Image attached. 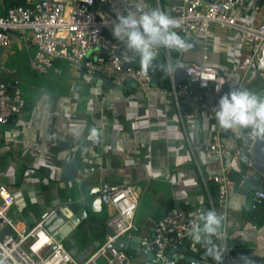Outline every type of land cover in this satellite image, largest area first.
<instances>
[{
	"label": "crops",
	"instance_id": "obj_1",
	"mask_svg": "<svg viewBox=\"0 0 264 264\" xmlns=\"http://www.w3.org/2000/svg\"><path fill=\"white\" fill-rule=\"evenodd\" d=\"M158 3L159 0H150L146 5L144 1L130 0V9H158ZM180 4L181 0H167L160 8L174 15ZM232 14L247 19L253 15L252 5L233 10ZM240 38L239 32L214 28L213 36H197L194 48L187 47L180 54L185 61H203L217 67L225 77V91L229 92L238 89L240 72L232 53ZM204 45L209 49L205 50ZM13 46L25 53L34 74L30 84L32 88L36 86L32 94L23 96L26 107L22 114L0 125V158L5 165L0 183L8 186L14 196L10 212L19 225L31 226L60 201L74 198L68 183L59 179V168L64 165L66 155L59 149V140L73 143L78 150L76 156L86 161L91 173L97 176V180L89 179L88 186L96 188L105 183L108 190L125 185L138 189L134 236L130 242L136 236H150L154 224L176 204L199 205L204 211L210 210L213 183L208 182L206 188L203 177L218 172L220 165L229 160L237 144L230 130L222 133L227 146L222 163L206 159L201 143L208 139L207 118L204 114L195 121H186L185 114L196 107L194 103L181 102L188 98L180 97L176 103L171 93H161L159 87H152L144 95L135 82H130L123 90L107 89L98 83L96 76L89 78L81 67L65 60H56L54 67L38 74L30 66L35 48L26 34L20 32L13 34L9 49L0 50L2 80L19 79L9 77L14 70L5 67L1 59L9 50L10 53L16 51ZM119 47L124 51L121 42ZM170 51H177L179 55L178 50ZM162 57L158 54L154 63ZM176 58L170 57L172 64ZM263 87L264 68H260L250 74L239 89L257 93ZM102 96L106 97L104 103H100ZM70 114L75 116L68 120ZM93 129L98 131L99 141L87 145V137ZM169 178L175 182L170 183ZM260 183L264 188V180ZM236 187L234 184L230 188L228 218L222 223L225 259L244 264L243 256L249 258L251 264H264V201L257 212H253L256 210L250 209L249 202L255 190L242 194ZM106 217L102 207V211L87 218L68 241H63L76 260L89 256L104 240ZM101 221L103 227L99 224ZM126 240L129 238L123 239ZM185 245V259L212 260L192 237ZM125 252L135 264L148 263L146 254L139 252V248H128ZM182 264L189 263L183 260Z\"/></svg>",
	"mask_w": 264,
	"mask_h": 264
},
{
	"label": "built area",
	"instance_id": "obj_2",
	"mask_svg": "<svg viewBox=\"0 0 264 264\" xmlns=\"http://www.w3.org/2000/svg\"><path fill=\"white\" fill-rule=\"evenodd\" d=\"M15 0H0V50L9 49L13 34H26L35 51L30 61L31 68L38 74L54 67L56 60H65L76 66H83L89 78L100 72L105 79L114 84H124L130 79L135 81L139 91L147 95L153 87V76L136 67L123 68L122 57L115 54L119 49L118 41L109 38L119 14L130 9V0H23L24 4L10 5ZM261 1V2H260ZM260 2V3H259ZM252 5L253 15L237 18L233 10ZM158 9L161 10L158 3ZM177 21L175 31L186 41L197 36L214 35V28L226 32H239V45L232 53L237 70L240 72L238 89L248 81L250 74L262 68L264 63V0H181L178 12L169 14ZM204 49L209 46L204 45ZM170 50L159 49L158 54L165 57L167 66L184 64L186 78L175 82L173 72H169L171 87L160 89L169 92L176 103L180 97L190 99L194 111L185 114L186 121H195L205 114L207 118L208 139L201 143V151L206 159L223 161L227 146L222 138L225 129L214 118L213 108L221 95H224L225 77L220 70L205 62H190L179 55L172 64ZM139 60V57H136ZM206 59V56L204 57ZM58 71L57 69H55ZM213 95H218L211 103ZM106 97L100 98L104 103ZM26 100L19 87V81L0 79V122L22 114ZM70 114L67 118L74 117ZM237 141L229 160L220 165L219 171L203 177V183L217 185V194L209 198V209L222 215L223 222L228 218V198L234 185L231 172H240L246 167V175L253 169V143L258 139L249 130H230ZM98 136L95 142H98ZM170 183L175 181L169 178ZM139 191L133 185H125L101 194L102 207L107 217V230L104 240L83 260H76L63 242L55 238L43 226L49 215L31 226H21L10 212L14 204L11 190L0 183V264H135L130 256L117 245V240L125 237L132 239L135 228L134 218L138 205ZM264 201V188L255 190L249 202L251 210H256ZM202 212L199 205L176 204L153 226L150 236L140 237L139 252H152V262L156 264H182L185 252L170 253L192 236L193 222H198ZM224 231L221 236L213 237L214 243L223 247ZM168 256L170 258H168ZM225 253L223 254V258ZM222 264H226L222 260Z\"/></svg>",
	"mask_w": 264,
	"mask_h": 264
},
{
	"label": "clouds",
	"instance_id": "obj_3",
	"mask_svg": "<svg viewBox=\"0 0 264 264\" xmlns=\"http://www.w3.org/2000/svg\"><path fill=\"white\" fill-rule=\"evenodd\" d=\"M176 26L177 21L165 11L128 9L117 16L111 31L115 40L124 46L125 61L139 57L140 65L147 72L153 67L159 49H187V42L174 30ZM179 67V64H169L165 70L174 73ZM261 67L264 68V63ZM213 112L221 128L233 131L247 129L256 137L264 138V96L248 89H232L219 97ZM91 134L98 136V131L93 129ZM222 223V215L215 210H206L200 213L198 222H193L190 229L192 239L205 248V255L216 264H222L226 251L213 241V237L221 236ZM241 259L244 264H251L249 258L242 256Z\"/></svg>",
	"mask_w": 264,
	"mask_h": 264
},
{
	"label": "water",
	"instance_id": "obj_4",
	"mask_svg": "<svg viewBox=\"0 0 264 264\" xmlns=\"http://www.w3.org/2000/svg\"><path fill=\"white\" fill-rule=\"evenodd\" d=\"M186 42L189 48H194L196 45V38H189ZM115 54L121 55L124 69L140 65L137 58L125 61L124 51L120 48L115 50ZM177 64H179L180 67L173 74L175 82L179 83L186 78V74L184 71V64L182 62ZM81 69L84 71L83 66H81ZM96 78L98 79V83L102 84L105 88L112 90H123L130 82H135L133 79H130L124 84H114L111 79H105L100 72L96 73ZM152 86L157 87L155 77H153ZM256 94L264 96V87ZM217 97L218 95H213L210 99H208V102L211 103L212 100ZM181 102L185 104H193V102L188 99H183ZM11 121H13V118H8L5 121L0 122V125ZM91 133L87 137V145H92L93 141H95V138L97 137L92 136ZM58 146L61 152H66L64 165L59 168V179L62 182L68 183L69 192L74 195V198L72 200L69 199L67 201H60L57 205H55L43 221V226L55 238V240L63 242L68 241L71 235L79 229L87 218H91L96 213L102 211L101 194L109 190L106 188L105 183L98 184V187L96 188L88 186L89 179L97 180V176L91 173V168L86 161H83L76 156L78 150L73 143H69V141L66 140H59ZM252 147L254 170L250 175L245 176L236 187V190L242 194H247L252 189H263L260 181L262 182V180H264V138H258L255 140ZM202 211L204 210L202 209ZM139 243L140 237L137 236L134 237L132 242H130V240H117V245L124 251H127L128 248L138 249ZM186 248V245H182L171 249L170 253L185 252ZM146 256L148 259L147 264H156L152 262V252H147ZM168 258L170 257L168 256ZM223 260L225 261V257ZM184 261L189 264H216L213 260L210 262H204V259L198 260L184 258ZM226 264L234 263L233 261H226Z\"/></svg>",
	"mask_w": 264,
	"mask_h": 264
},
{
	"label": "trees",
	"instance_id": "obj_5",
	"mask_svg": "<svg viewBox=\"0 0 264 264\" xmlns=\"http://www.w3.org/2000/svg\"><path fill=\"white\" fill-rule=\"evenodd\" d=\"M166 1L167 0H159L160 6L164 5L166 3ZM8 4H10V5L24 4V1L23 0H15V1H11ZM106 35L109 38L115 40V38L112 36V31H109V30L106 31ZM118 43H120V41H118ZM169 54H170L171 58H176L178 56L177 51H170ZM136 68L145 72V70L142 68L141 65L137 66ZM166 68H167L166 61H165L164 57H162L157 63H154L153 67L148 69L147 72L152 74V76L156 78L157 87L169 90L171 87V84H170V80H169V73H168V71L165 70ZM224 93H227V91H225V87H224ZM4 166L5 165L0 158V169L4 168ZM245 175H246V167L243 166L240 172H231L229 176L233 180L235 186H237L242 181V179L245 177ZM210 192H211L212 198L216 196V194H217V185L216 184H213L211 186ZM253 212H257V210L253 211ZM92 220L94 221V219H92ZM99 224L101 225V227L104 226L103 221H101Z\"/></svg>",
	"mask_w": 264,
	"mask_h": 264
},
{
	"label": "rangeland",
	"instance_id": "obj_6",
	"mask_svg": "<svg viewBox=\"0 0 264 264\" xmlns=\"http://www.w3.org/2000/svg\"><path fill=\"white\" fill-rule=\"evenodd\" d=\"M138 3L140 1H144L146 5L149 4L150 0H136ZM156 7V5H155ZM15 46H13L14 48ZM11 49V48H10ZM16 50V47H15ZM3 64L5 67L13 69L14 73L10 74L9 77H18L19 79V87L23 93V96H27L28 94H32L34 91V88H32V84H30L31 81L34 80V74L29 69L28 60L25 56V53H23L21 50L17 49L16 51H13L12 53L7 52V54H3L1 57ZM3 172V168L0 169V174ZM97 262L99 264H104L103 259H98Z\"/></svg>",
	"mask_w": 264,
	"mask_h": 264
}]
</instances>
